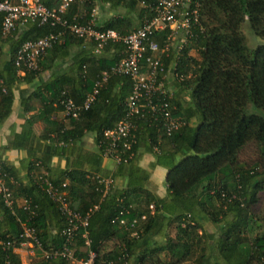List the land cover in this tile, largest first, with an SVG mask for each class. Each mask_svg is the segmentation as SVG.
<instances>
[{"label": "trees", "instance_id": "obj_1", "mask_svg": "<svg viewBox=\"0 0 264 264\" xmlns=\"http://www.w3.org/2000/svg\"><path fill=\"white\" fill-rule=\"evenodd\" d=\"M195 1L199 23L180 49L175 48L179 40L169 36L167 27L150 35L164 68L178 76V80L172 78L169 100L171 115L182 121L178 130L166 135L160 117L136 118L130 152L125 161L115 163L126 183L122 187L113 184L105 194L95 179L101 176L95 168L89 171L70 164L50 176L55 184L66 183L67 199L75 210L88 212L89 246L83 245L81 229L65 244L74 261L51 254L65 242L60 233L65 221L57 204L39 187L36 175L49 170L52 156L72 152L71 145L84 133L92 134L97 154L104 155L102 133L124 113L131 89L128 77L110 74L90 106L75 117L62 114L61 119H54L51 115L62 112L63 98L80 104L101 72L109 71L123 56L124 45L109 41L100 54H94L92 42L65 35L61 43L45 51L37 69L20 70L13 64L18 46L56 27L28 23L8 33L0 31V41L9 46L7 60L0 66V124L10 113L13 88L34 83L45 71V80L35 81L28 94L18 90L21 105L34 100L39 110L24 119L10 146L28 152L34 137L48 140L20 166L23 176L0 159V177L16 198L11 208L0 200V264L5 258L10 264H22L15 250L26 247L20 245L24 240L19 236L20 221L25 218L40 244L33 246L27 264H78L87 259L88 251L94 253L90 264H264V208L256 210L264 192V115L250 111L253 107L264 113V44L248 50L241 32L247 23L254 35L264 38V0ZM42 2L47 7L57 4V0ZM96 5L113 13L100 20L96 14L95 27L122 35L152 16L136 0H73L63 15L84 22ZM1 18L0 12V23ZM72 46L76 48L70 53ZM65 58L70 60L67 67L53 70ZM184 95L186 99L181 98ZM37 122L42 126L36 134ZM248 143L254 144L256 158L247 163L238 156ZM140 151L153 156L150 168H165L164 196L146 188L149 173L137 166ZM99 163L98 158L94 164L98 167ZM107 176L114 183V177ZM23 197L30 200V212L19 206ZM118 217L126 219V226L133 218L137 223L125 228ZM204 222L212 225V231L205 230ZM131 231L136 234L130 235Z\"/></svg>", "mask_w": 264, "mask_h": 264}, {"label": "built area", "instance_id": "obj_2", "mask_svg": "<svg viewBox=\"0 0 264 264\" xmlns=\"http://www.w3.org/2000/svg\"><path fill=\"white\" fill-rule=\"evenodd\" d=\"M140 5L148 7L152 11V16L142 21L136 29L126 33L118 34L112 29H97L94 25L96 8H92L88 18L84 22L68 20L63 14L69 8L73 0H57L55 6L47 7L42 0H16L11 3L7 0H0V12L2 13L0 31L2 34L8 33L16 27H22L28 23L48 24L56 27L55 30L33 39L23 41L17 48L13 64L15 67L24 70L37 69V63L42 59L45 51L54 43H61L65 35L74 36L92 42V52L100 54L107 42H120L124 45L123 56L115 63L109 71H102L100 77L94 81L92 90L85 95L80 104L73 102L71 98H63L60 103L62 114L71 117L77 116L79 110L86 109L94 100L102 84L110 74L124 75L131 82V89L124 102V113L120 120L110 129L102 133L105 143L104 155L109 156L114 163L125 161L124 156L130 152L131 144L134 142L133 131L135 129L134 120L144 115L158 116L162 119L163 129L166 135H170L182 125V121L177 116L171 115L170 98L172 89L166 85L168 77H176L170 68H164L158 56V47L150 39L154 31L169 29V36L177 38L182 47L191 36V28L199 23V13L197 2L192 0H155L148 4L143 0H136ZM180 79V78H179ZM97 183L102 185L105 194L106 190L114 184L109 176H95ZM39 187L45 194L53 200L62 214L65 226L60 233L64 236V244L60 249L51 250L53 255H62L72 261L70 251L65 244L73 238L76 231L81 229V238L84 247L89 246L86 226L88 212L80 213L70 205L67 199L66 183L55 184L45 170H41L36 175ZM0 200L5 207L11 208L16 202L11 194L10 188L0 177ZM19 206L24 211L30 212L31 203L28 198H20ZM96 207V206H94ZM35 208V205L32 206ZM152 210V205H149ZM32 212V211H31ZM127 213V209H124ZM144 219V215L140 216ZM29 218L20 221L21 229L19 236L23 238L21 246H26L28 252L33 253V246H40L36 238L34 228L28 225ZM120 225L133 228L137 219L133 218L126 226V219L118 217ZM131 231L130 235H135ZM1 243V241H0ZM44 256H49L44 252ZM85 261H77L78 264H90L94 253L88 251ZM2 264H10L5 258Z\"/></svg>", "mask_w": 264, "mask_h": 264}, {"label": "crops", "instance_id": "obj_3", "mask_svg": "<svg viewBox=\"0 0 264 264\" xmlns=\"http://www.w3.org/2000/svg\"><path fill=\"white\" fill-rule=\"evenodd\" d=\"M96 14L98 17V20H100L101 13L99 12L98 8L101 9L100 6L96 5ZM108 14H112L111 11L108 12ZM75 46H72L70 49V53L75 51ZM8 43L6 41H0V66L4 65L7 57H8ZM190 53V52H189ZM2 56V57H1ZM71 54H69V57ZM57 65H54L53 70H61L63 68H66L67 65L70 63V60L68 58H65L61 61L58 60ZM42 73H46L45 71ZM47 76V73H46ZM46 78V77H45ZM44 77H42V74L39 75V79H36L35 81H43L45 80ZM30 83V84H19V86L16 88H13V100L11 104V110L9 115L5 118V120L0 124V159H3L7 161L8 163L12 164L14 167H17L18 174L23 176L24 169L20 166L25 163L26 158H31L32 156L30 153L33 150H42V147L47 144L48 140H42L37 137H34V139L31 141L30 145H27L30 147V151L27 152V150L22 147H13L10 146L12 144V140H14V136L20 131L21 124L23 123L24 119L33 113H36L39 110V105L36 101L32 100L29 103H27L25 106L21 105L19 103V89L25 90V94H28L34 84L36 83ZM167 83L170 84V88L173 89V81L171 77H168ZM169 86V85H168ZM24 93V92H23ZM186 99V96L181 97ZM23 107V108H22ZM28 107V111H25V109ZM24 110V111H23ZM54 119H61L62 112H56L53 115H51ZM51 119V118H50ZM191 122H194L192 119ZM34 132L37 134L41 130L42 124L37 122L34 124ZM52 136V135H50ZM16 141V139H15ZM35 147V148H32ZM73 151L69 152L67 151V155L63 157H57L52 156L49 160V170H47V173L49 176L56 175L60 169H63L64 167L68 165H72L75 167L83 168L85 170L93 171L94 168L97 170V174L101 176H107L110 175L114 177V184L116 187H122L126 183V178L124 175L118 174V168L117 165L114 163V161L107 156L104 155H98L97 154V145L94 144L92 140V134L90 133H84L73 145ZM140 157L137 162V166H139L140 169L148 171V182L146 184V188L157 194L159 197L164 196L165 194V188L163 184V178L165 175V168L155 165L154 167L150 168L149 164L153 160V156L150 153H147L145 151H140ZM99 158V166L97 167L94 162L96 159ZM71 166V167H72ZM161 185V186H160ZM256 209H263V207L260 206L258 203L256 205ZM261 207V208H260ZM212 231V230H211ZM27 247L16 249L15 252L19 254L20 261L22 264H27L28 262H25L24 260V254H26L28 257H31L33 253H30L26 250ZM30 261V260H29Z\"/></svg>", "mask_w": 264, "mask_h": 264}, {"label": "rangeland", "instance_id": "obj_4", "mask_svg": "<svg viewBox=\"0 0 264 264\" xmlns=\"http://www.w3.org/2000/svg\"><path fill=\"white\" fill-rule=\"evenodd\" d=\"M99 12L101 13V18L105 17L106 15H110L108 14V12L110 10H108V8L106 6H103L102 9H99ZM111 13H113L111 11ZM241 32L244 36V44L247 47L248 50L254 48L255 46L259 45V44H264V38H260L256 35L253 34V32L251 31V29L249 28L247 23L242 24L241 26ZM170 46H173L172 43L170 44ZM193 53V50H192ZM194 54V53H193ZM2 57V56H1ZM42 77H47L46 73H41ZM166 85H169V83L166 82ZM250 111L259 113L264 115V113L261 110L255 109L253 107H250ZM256 149L253 143H248L247 145H245L242 149V151H240L238 158L240 160H242L243 162H251L252 160H254L256 158ZM224 172H225V168H224ZM161 186V185H160ZM261 197V201L259 202L260 206L263 207L264 205V192H262L260 194ZM260 207V208H261ZM258 208V207H257ZM262 209V208H261ZM257 210V209H256ZM204 228L206 231H211L212 230V225L208 222H204ZM24 260L25 262H29V260H31V257H28L26 254H24ZM131 264V262H130ZM185 264H190V261H186Z\"/></svg>", "mask_w": 264, "mask_h": 264}]
</instances>
